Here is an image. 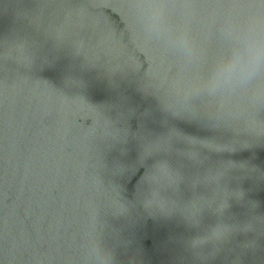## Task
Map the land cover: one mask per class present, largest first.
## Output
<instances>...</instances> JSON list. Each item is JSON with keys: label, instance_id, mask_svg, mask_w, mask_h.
<instances>
[{"label": "water", "instance_id": "obj_1", "mask_svg": "<svg viewBox=\"0 0 264 264\" xmlns=\"http://www.w3.org/2000/svg\"><path fill=\"white\" fill-rule=\"evenodd\" d=\"M142 2L0 0V264H264V75L196 91L264 0Z\"/></svg>", "mask_w": 264, "mask_h": 264}, {"label": "clouds", "instance_id": "obj_2", "mask_svg": "<svg viewBox=\"0 0 264 264\" xmlns=\"http://www.w3.org/2000/svg\"><path fill=\"white\" fill-rule=\"evenodd\" d=\"M138 7L150 33L162 38L185 58H196L191 36L183 30L169 29L161 0H143ZM222 34L229 42V49L215 61L207 79L196 89L209 96L231 93L264 75V4L243 19L226 20ZM257 96L264 97V88L258 89ZM162 172L171 174L165 162L155 166L153 179L158 181ZM154 203L153 196H150L145 206L151 208ZM93 256L95 264H115L113 254L109 251L97 248L93 250Z\"/></svg>", "mask_w": 264, "mask_h": 264}]
</instances>
